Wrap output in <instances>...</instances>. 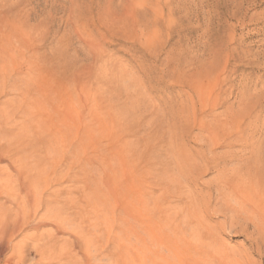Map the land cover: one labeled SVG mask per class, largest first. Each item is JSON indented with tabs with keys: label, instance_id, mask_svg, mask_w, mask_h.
<instances>
[{
	"label": "rangeland",
	"instance_id": "1",
	"mask_svg": "<svg viewBox=\"0 0 264 264\" xmlns=\"http://www.w3.org/2000/svg\"><path fill=\"white\" fill-rule=\"evenodd\" d=\"M0 13L43 39L65 97L56 170L66 192L87 179L113 249L264 264V0H0Z\"/></svg>",
	"mask_w": 264,
	"mask_h": 264
},
{
	"label": "bare ground",
	"instance_id": "2",
	"mask_svg": "<svg viewBox=\"0 0 264 264\" xmlns=\"http://www.w3.org/2000/svg\"><path fill=\"white\" fill-rule=\"evenodd\" d=\"M42 40L0 13V264H143L139 247L112 248L87 179L82 193L62 185L67 177L57 173L55 155L67 142L65 97L37 55Z\"/></svg>",
	"mask_w": 264,
	"mask_h": 264
}]
</instances>
